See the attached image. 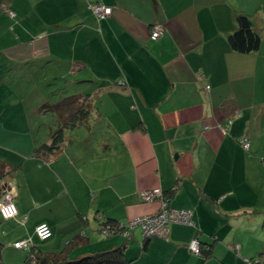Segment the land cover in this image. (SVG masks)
<instances>
[{
  "label": "crops",
  "instance_id": "1",
  "mask_svg": "<svg viewBox=\"0 0 264 264\" xmlns=\"http://www.w3.org/2000/svg\"><path fill=\"white\" fill-rule=\"evenodd\" d=\"M97 2L112 14L96 16ZM238 12L264 25L262 0H0V81L21 66L28 80L42 72L44 84L70 83L59 98L91 106L89 126L65 130L51 155L36 149L41 132L51 141L57 115V126L42 128V118L38 129L20 107L22 119L0 116L2 185L18 208L12 219L0 213V243L22 256L13 243L35 240L46 222L53 236L33 246L71 258L122 248L132 264H264L263 41L252 53L231 48ZM155 24L165 27L157 40ZM31 91L27 98L45 88ZM21 136L23 150L7 143ZM155 188H174L169 204L192 210L195 225L171 224L168 240L139 227L104 235L107 220L159 212L158 198L141 196ZM194 237L211 253L191 252Z\"/></svg>",
  "mask_w": 264,
  "mask_h": 264
},
{
  "label": "trees",
  "instance_id": "2",
  "mask_svg": "<svg viewBox=\"0 0 264 264\" xmlns=\"http://www.w3.org/2000/svg\"><path fill=\"white\" fill-rule=\"evenodd\" d=\"M228 40L231 48L234 51L240 53H252L260 49L263 41V34L261 28L257 25V22L253 16L248 15L244 12H238L236 15V27L232 31L228 32ZM50 108L51 111L58 116L60 120V126L58 125L57 130L52 132L50 139L51 141L49 143H41L40 146L36 149V153L42 155H51L60 150L63 144L62 137L65 130L75 128L79 125L89 126L90 123L91 106L88 102L82 101L78 96L64 98L62 101L52 105ZM62 119H64L65 121H62ZM7 174L8 172L4 171V168L0 167V200L5 193V187L2 185V181ZM174 188L171 190V192L168 193L163 191L164 195L169 198V201V196H171V194L175 191ZM119 223L120 222H116L113 220H107L103 224L102 230L106 225L111 224L114 229L113 231L115 232L114 234L122 233L120 232L121 228L119 226ZM130 235L127 236L129 237ZM190 242L188 244V248ZM190 251L193 252L191 249ZM211 251L212 245H205L201 242V252L199 255L209 254L211 253ZM193 253L196 254L195 252ZM250 261L252 262L251 259ZM26 262L28 264H132V261L126 257L125 252L122 248H115L96 252L94 254H89L83 257L71 258L68 249H65L58 253H47L41 251L36 246H32L30 248V251L26 256ZM0 264H2L1 258Z\"/></svg>",
  "mask_w": 264,
  "mask_h": 264
},
{
  "label": "built area",
  "instance_id": "3",
  "mask_svg": "<svg viewBox=\"0 0 264 264\" xmlns=\"http://www.w3.org/2000/svg\"><path fill=\"white\" fill-rule=\"evenodd\" d=\"M91 9L99 18H104L110 16L113 12V7L106 5L104 3H95L91 5ZM11 17H15L16 13L13 10H8ZM165 33V27L161 24H155L152 27L151 38L154 40L159 39ZM209 88V86H208ZM232 123L230 120L226 127L223 128L224 131ZM243 147L248 150L249 149V140L242 139L241 140ZM141 196L145 201H152L158 198L161 201V209L159 212L155 214L138 216L128 223H119L120 232L124 235H130L132 230L141 227L143 230V234L146 237L156 236L159 238L168 239L170 225L173 223L179 224H187L190 226L195 225L194 222V212L192 210L181 209L172 207L169 204V198L166 197L161 188H155L152 190H144L141 192ZM15 193L12 191V188L9 186H5V193L2 199L0 200V212L4 219H12L18 215V208L14 201ZM118 226V227H119ZM113 227L111 224H108L104 227L103 233L106 236H111L115 232L113 231ZM36 234L41 240H48L53 236L52 227L46 223L42 222L36 227ZM31 239H22L16 241L14 246L19 249H30ZM189 248L195 252L196 254H200L201 252V242L198 238H194L191 240ZM259 261V260H258Z\"/></svg>",
  "mask_w": 264,
  "mask_h": 264
},
{
  "label": "rangeland",
  "instance_id": "4",
  "mask_svg": "<svg viewBox=\"0 0 264 264\" xmlns=\"http://www.w3.org/2000/svg\"><path fill=\"white\" fill-rule=\"evenodd\" d=\"M262 2H264V0H262ZM262 13V12H260ZM261 31L263 34V47L261 48V51H259V55L260 58L262 60H264V25L261 26ZM24 69L20 66L18 68L15 69V72L13 71V73H8L9 77L7 79H4L2 81H0V86H3V88H0V116H2V118L5 120V123L8 124L9 122H12V118L15 117L16 119H22V115L16 114L17 108L20 107V109L23 110L24 114H25V118L27 121H29V118L32 119L34 122L38 123V125L36 126L37 129L41 127L42 123L41 119L44 118L46 119L45 122L42 125V128H44L46 125V127H53L54 124H56V119L55 116L53 114V112L51 111H46V102L50 101L51 104L53 103H59L60 101H62V97L64 96L62 93L58 92V89L63 90L61 88H63L64 86H70V83H67L65 81H61V80H53L50 78V81H46L45 84L44 82H42V80L44 79L45 74L40 72L39 75L36 76V81H32V80H28L26 79L27 77H23L24 73H23ZM52 73L54 74V71H52ZM12 74V75H11ZM11 75V76H10ZM18 75V76H17ZM23 78V79H21ZM39 85L41 88L44 87L45 88V93H36V97L35 98H27L26 96L28 94H30V92L32 93L33 91H31L33 86H37ZM13 86L12 88L18 90V92H23V93H13L10 94L11 92H9V87ZM8 87V88H7ZM30 90V91H29ZM38 91V90H37ZM56 92V93H55ZM50 93V100L46 99V96ZM54 93V94H53ZM35 94V93H34ZM25 97V98H21V97ZM68 96V95H67ZM65 96V97H67ZM45 97V98H44ZM20 103V104H19ZM19 104V105H18ZM40 106V108L42 109L41 113L38 112H34L35 108H38ZM57 126V124H56ZM45 137V133L41 132L39 138H40V142H43V139ZM22 140L20 143H18L17 138H14V140L9 139L8 140V144L9 145H16L13 147H19L20 149H24V144H25V140L26 138L21 136L20 137ZM2 141V140H1ZM2 219L0 218V225H1ZM1 233V231H0ZM31 239V245L33 246L34 243L36 245H38L37 247L41 246H46L48 241L45 240H41L38 235L36 234L35 240ZM14 245V243H13ZM8 248V249H7ZM13 248V247H12ZM0 251H3V259H2V264H28L26 262V256L28 255L30 249H21L20 251L23 253L22 256L21 254H13L11 247L9 246V244H3L0 243Z\"/></svg>",
  "mask_w": 264,
  "mask_h": 264
}]
</instances>
